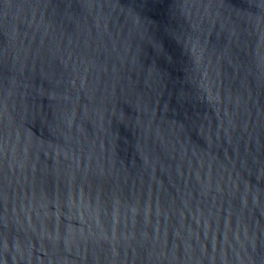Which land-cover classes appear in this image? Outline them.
Listing matches in <instances>:
<instances>
[{
  "label": "water",
  "instance_id": "1",
  "mask_svg": "<svg viewBox=\"0 0 264 264\" xmlns=\"http://www.w3.org/2000/svg\"><path fill=\"white\" fill-rule=\"evenodd\" d=\"M0 264H264V0H0Z\"/></svg>",
  "mask_w": 264,
  "mask_h": 264
}]
</instances>
